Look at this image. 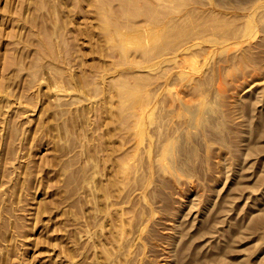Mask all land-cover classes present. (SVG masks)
<instances>
[{"label":"rangeland","instance_id":"obj_1","mask_svg":"<svg viewBox=\"0 0 264 264\" xmlns=\"http://www.w3.org/2000/svg\"><path fill=\"white\" fill-rule=\"evenodd\" d=\"M0 264H264V0H0Z\"/></svg>","mask_w":264,"mask_h":264}]
</instances>
